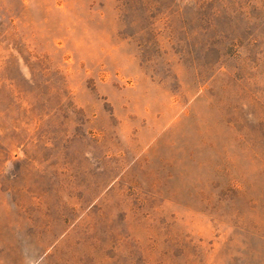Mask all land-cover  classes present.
<instances>
[{
    "label": "rangeland",
    "instance_id": "obj_1",
    "mask_svg": "<svg viewBox=\"0 0 264 264\" xmlns=\"http://www.w3.org/2000/svg\"><path fill=\"white\" fill-rule=\"evenodd\" d=\"M0 264H264V0H0Z\"/></svg>",
    "mask_w": 264,
    "mask_h": 264
}]
</instances>
